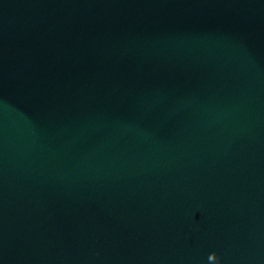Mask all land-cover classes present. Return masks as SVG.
<instances>
[{"label":"water","instance_id":"obj_1","mask_svg":"<svg viewBox=\"0 0 264 264\" xmlns=\"http://www.w3.org/2000/svg\"><path fill=\"white\" fill-rule=\"evenodd\" d=\"M0 264H264V0H0Z\"/></svg>","mask_w":264,"mask_h":264}]
</instances>
